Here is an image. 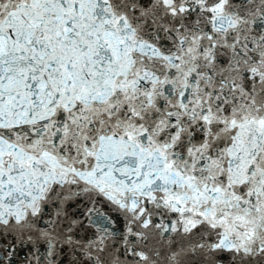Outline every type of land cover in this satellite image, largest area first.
I'll return each mask as SVG.
<instances>
[{
  "label": "snow or ice",
  "instance_id": "6c2138e0",
  "mask_svg": "<svg viewBox=\"0 0 264 264\" xmlns=\"http://www.w3.org/2000/svg\"><path fill=\"white\" fill-rule=\"evenodd\" d=\"M0 264H264V0H0Z\"/></svg>",
  "mask_w": 264,
  "mask_h": 264
}]
</instances>
